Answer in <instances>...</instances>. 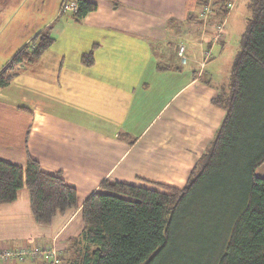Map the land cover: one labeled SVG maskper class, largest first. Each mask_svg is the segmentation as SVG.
<instances>
[{
	"label": "crops",
	"instance_id": "obj_1",
	"mask_svg": "<svg viewBox=\"0 0 264 264\" xmlns=\"http://www.w3.org/2000/svg\"><path fill=\"white\" fill-rule=\"evenodd\" d=\"M89 1L97 10L62 31L72 50L43 61L35 77L37 62L31 67L28 98L6 97L10 85L0 89V160L26 168L31 155L44 171H62L77 189L79 209L38 225L24 187L14 203L0 205V252L51 247L66 257L70 239L84 229L82 206L104 181L184 187L224 120L225 110L213 99L229 81L222 66L230 74L240 50L230 22L239 0L230 19L220 22L225 39L217 43L220 23L199 21L201 0ZM249 2L241 0L237 8L244 20ZM181 43L186 66L177 57ZM90 53L93 63H83ZM256 174L264 178V163ZM52 260L25 255L0 264Z\"/></svg>",
	"mask_w": 264,
	"mask_h": 264
},
{
	"label": "trees",
	"instance_id": "obj_2",
	"mask_svg": "<svg viewBox=\"0 0 264 264\" xmlns=\"http://www.w3.org/2000/svg\"><path fill=\"white\" fill-rule=\"evenodd\" d=\"M231 1H214V22L226 20ZM76 2L77 22L97 10L89 0ZM248 7V28L225 86L229 92L221 87L213 99L225 110L224 120L185 186L104 181L84 202V229L70 239L58 264H175V253L176 263L188 257L197 264H264V178L256 174L264 163V0H250ZM55 42L50 29L18 50L0 70V89ZM93 60L92 53L82 57L85 64ZM24 187L38 225L50 226L58 214L79 209L77 189L62 171H44L31 155L26 168L0 160V205L14 203ZM183 239L211 240L200 241L203 250L189 256L180 246Z\"/></svg>",
	"mask_w": 264,
	"mask_h": 264
},
{
	"label": "rangeland",
	"instance_id": "obj_3",
	"mask_svg": "<svg viewBox=\"0 0 264 264\" xmlns=\"http://www.w3.org/2000/svg\"><path fill=\"white\" fill-rule=\"evenodd\" d=\"M64 0L63 3H65ZM76 1V0H71ZM216 1V0H214ZM241 0H239L236 4L237 8ZM62 3V5H63ZM214 3V2H213ZM60 0H0V69L7 64L8 61L12 58V56L16 53L18 49L22 46L29 43L36 35L40 33V31L48 32L51 29V34L56 38V42L46 51V53L38 59L36 66L32 69L34 71V77L39 74L40 70H43L42 66L44 64L43 61L56 59L62 53H68L72 49L68 50L67 43L65 39H63V30L70 29L74 27H79L78 22L73 20L72 13H63L60 17H58V13L60 12ZM234 4V1H233ZM64 7V6H63ZM234 8V7H233ZM235 9L234 11V20L231 19L230 22H233V33L234 35L240 37V48L242 43L243 35L245 34L248 28L247 20L243 19L242 16H238L240 14V7L239 9ZM62 10V6H61ZM62 12V11H61ZM243 13L250 14L248 9L244 10ZM230 19V16L227 20ZM214 20V19H213ZM213 20L210 21L213 22ZM209 23V22H208ZM210 26V24L208 25ZM62 48H64L62 50ZM62 50V51H61ZM35 62V63H36ZM34 63V64H35ZM34 64L27 65V70L24 67L21 68V75H18L14 80H12L10 87L6 92V97L9 98L10 95L15 100H22L23 97L30 96V82H31V67ZM233 64V63H232ZM39 65H41L39 67ZM225 75H229L230 82V74L229 70L227 71V67L222 66V70H225ZM46 69H44L45 71ZM35 83V82H34ZM33 83V84H34ZM32 84V85H33ZM224 82L222 85L224 91H228L225 86L227 85ZM33 93V91H32ZM5 94V93H4ZM28 106L26 103L23 105ZM101 109L100 111H102ZM93 111L97 112L98 110L94 109ZM102 116V121L107 120V116ZM87 120L91 121V117H87ZM75 159H79L75 156ZM72 161V160H71ZM89 183L91 180H88ZM87 189V187H86ZM84 198L81 196V199ZM183 245H180L181 248H186L190 250L189 256L195 255L196 251L201 252L203 250V244L207 243L211 239H183ZM203 244L200 245L199 242ZM199 247V248H198ZM219 245L216 244L213 249V256L216 257L219 251ZM19 249L16 250H4L0 252V255H3L5 252H17ZM18 255L13 256H2L0 259L10 261L12 258H19ZM210 256V255H208ZM207 256V258H208ZM30 257V256H28ZM179 257L178 253L173 254L172 260L175 264H197L193 262L188 257H184V260L187 263H176ZM31 258H41L44 259L42 256L37 255ZM0 260V261H2ZM205 261V260H204ZM205 264V263H204Z\"/></svg>",
	"mask_w": 264,
	"mask_h": 264
},
{
	"label": "built area",
	"instance_id": "obj_4",
	"mask_svg": "<svg viewBox=\"0 0 264 264\" xmlns=\"http://www.w3.org/2000/svg\"><path fill=\"white\" fill-rule=\"evenodd\" d=\"M214 0H203V4L200 6L199 13H198V19L200 22H203L206 24L207 22L211 21L215 15V8L213 6ZM64 6V7H63ZM228 12L233 10L234 4L233 1L229 2L228 5ZM78 5L76 1H71L67 0L65 3L62 5V12L63 13H72L75 14L78 12ZM224 23H220L217 25V34H215L213 38V42L217 43L221 40L225 39L224 35ZM177 57L181 65L186 66L188 64V56H187V49L186 45L181 43L179 44L177 48ZM209 53L206 54L205 61H203V65L208 61L209 59ZM13 255H18L23 257V256H30V257H35L37 255L42 256L44 259H49L50 257L53 259L51 262L53 264H58L59 263V258L57 255V250L55 248L47 247L39 250H33L31 252H27L25 250L19 249L16 253L15 252H5L3 255H0V258L2 256H13ZM2 260V259H0Z\"/></svg>",
	"mask_w": 264,
	"mask_h": 264
}]
</instances>
